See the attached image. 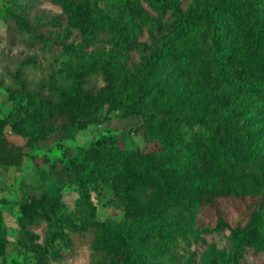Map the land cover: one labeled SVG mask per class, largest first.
I'll list each match as a JSON object with an SVG mask.
<instances>
[{
  "label": "trees",
  "instance_id": "obj_1",
  "mask_svg": "<svg viewBox=\"0 0 264 264\" xmlns=\"http://www.w3.org/2000/svg\"><path fill=\"white\" fill-rule=\"evenodd\" d=\"M50 1L62 8L68 36L80 38L81 45L67 43V37L53 39L46 23L24 11L7 12L13 23L10 42L34 52L14 69L0 61V88L7 91L12 105L0 116V172L21 169L30 151L42 143L50 147L77 130L102 123L106 106L120 111L121 117H141L144 136L155 141L157 149L122 147L126 133H110L55 159L33 156L41 183L20 202L18 243L33 253L34 264L65 259L85 243L92 248L88 264H154L162 258V246L175 248L187 238L184 212L200 205L215 209L213 230H230L237 253L264 246V204L246 223L234 226L222 208V199L264 187V12L260 3ZM253 31L251 38L232 37ZM145 37L153 41L164 37L169 51L156 50L145 58L143 69H130L112 50L95 47L108 41L118 51H131ZM55 46L60 56L69 57L58 68L41 61ZM166 60L178 83L162 76ZM32 67L41 73L29 79L26 70ZM94 76L105 81L98 90L87 88ZM188 127L198 129L189 135ZM8 132L26 143H14ZM68 184L81 188V224L60 216ZM96 184L109 185L123 202L126 219L146 228L135 234L98 220L87 190ZM41 223L46 225L44 242L35 230ZM57 239L65 247L51 249L50 242ZM8 243L0 209V260ZM220 264L239 263L221 260Z\"/></svg>",
  "mask_w": 264,
  "mask_h": 264
},
{
  "label": "rangeland",
  "instance_id": "obj_2",
  "mask_svg": "<svg viewBox=\"0 0 264 264\" xmlns=\"http://www.w3.org/2000/svg\"><path fill=\"white\" fill-rule=\"evenodd\" d=\"M145 5L143 0H137ZM190 4L194 0H182ZM264 12V0H256ZM9 10L24 11L31 19L46 23L49 35L52 38L65 39L67 43L81 45L80 38L69 37L66 26V16L58 5L50 0H0V61L3 66L11 69L16 68L26 57L31 55L34 50L26 47L24 44H12L9 40V34L12 29V21L8 19ZM56 22L57 24H52ZM253 32L245 35L244 33L233 34V38H251ZM55 41V40H54ZM166 39L160 37L153 41L148 38L140 39L137 47L131 51H118L113 48L108 41L100 42L95 45L99 49L112 50L118 54L126 66L130 69H143L145 58L158 49H162ZM167 51L168 48L166 47ZM37 50V49H36ZM60 48L55 46L47 56H41V61L52 67H60L66 62L68 56H60ZM165 72L163 77H171V84L178 83V77L175 76V70L170 60L164 61ZM1 71H4L1 69ZM41 73V69L36 67L27 68L26 76L29 79L36 78ZM43 74V72H42ZM7 81H10L8 77ZM105 85L102 76H94L89 79L87 88L98 90ZM11 103L8 100V93L4 88H0V116L6 115L11 110ZM105 120L102 123L89 125L86 129L77 130L72 137L63 139L59 144L48 146L46 143L38 145L30 151V155L24 160L21 169L10 167L0 172V209L3 213L4 224L8 231V247L5 255L0 262L4 264H34L33 253L26 251L19 245V224L20 202L25 197L26 192L41 183L34 165L33 156L46 155L51 159L61 157L66 150L76 149L81 146L89 147L102 135L110 133H126L125 142L122 147L140 148L143 151H154L157 149L155 141H151L144 136L141 128L143 119L138 116L121 117L120 111L106 106L104 110ZM194 129L186 128L190 135ZM9 139L14 143L23 145L26 139L17 136L11 132L7 133ZM264 166V158L262 159ZM90 199L96 208V218L100 221H108L115 229H129L132 233L145 229L146 224L128 221L125 217L123 202L116 196L109 185L96 184L87 186ZM256 193L244 194L241 196L227 197L222 199V208L227 221L231 226L237 223H246L252 212L264 204V187ZM81 188L75 184H68L62 193L64 202L60 216L64 221L72 219L77 223H82V215L78 209V200L80 198ZM184 227L187 238L175 248L162 246L160 254L162 258L154 264H220L221 260L229 262L236 261L239 264H264V246L259 248H248L244 254L237 253L234 244L230 239V230L214 231L217 225V213L210 206H193L184 212ZM67 231L66 225H62ZM35 230L41 235V242L45 241L46 225L44 223L35 227ZM51 249H60L65 247L61 239L50 242ZM92 248L90 244L79 245L75 253L60 261H53L52 264H88ZM138 255L142 258L145 254L138 250Z\"/></svg>",
  "mask_w": 264,
  "mask_h": 264
}]
</instances>
